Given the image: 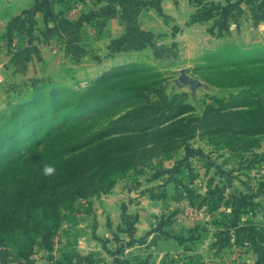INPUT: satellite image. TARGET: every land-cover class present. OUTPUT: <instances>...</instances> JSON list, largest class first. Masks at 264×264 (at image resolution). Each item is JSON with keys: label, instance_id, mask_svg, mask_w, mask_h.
Wrapping results in <instances>:
<instances>
[{"label": "trees", "instance_id": "trees-1", "mask_svg": "<svg viewBox=\"0 0 264 264\" xmlns=\"http://www.w3.org/2000/svg\"><path fill=\"white\" fill-rule=\"evenodd\" d=\"M62 2L69 11L73 1ZM256 54L219 80L240 91L212 97L200 113L185 94L168 96L157 74L138 82L144 65L134 63L113 68L84 91L67 89L60 100L45 96L38 107L33 99L0 115V248L12 250L16 264H31L34 249L54 250L78 200L109 194L119 179L171 159L197 136H216V145L232 153L255 146L264 135V54ZM124 104L118 119L92 124ZM45 163L56 165L55 176L42 175ZM92 256L88 264L103 262ZM76 258V250L64 251L60 264H82Z\"/></svg>", "mask_w": 264, "mask_h": 264}, {"label": "rangeland", "instance_id": "rangeland-1", "mask_svg": "<svg viewBox=\"0 0 264 264\" xmlns=\"http://www.w3.org/2000/svg\"><path fill=\"white\" fill-rule=\"evenodd\" d=\"M201 31L203 32L194 30L191 33H186L189 39H186L187 41L180 40L176 48H172L170 45L171 50L168 49L167 45L157 47L153 44V47L152 44H148V38L143 37V41L149 47L137 50L139 47L134 45L136 56L131 58L132 55H129L130 58L125 57L124 60H121L118 56L119 59H116L118 61L113 60V63L122 61L121 64H113L112 67L105 65V67L100 68L96 66L104 62L92 60L89 54L93 46L96 45L94 41H91L90 44L87 43L86 51L82 57L84 60H80L71 48L62 43L63 40L55 34L56 36L52 38L53 41L50 46L51 57H49L50 53L46 52L45 58L47 60L45 59L46 64L43 66V70H40L39 67L43 63L38 62V58L35 57V63L33 64L36 66L35 68L32 67V72L31 70L27 72L17 70L18 75L11 73L12 77L8 78L6 76L5 81L0 83V115L6 114L9 116L10 111L11 113L16 112V106L33 99L38 100L37 107L39 103L43 102L41 97L48 96L49 100L51 98L60 100L63 98V91L67 89L84 91L113 68L134 63L144 65L141 68L142 72L135 77L138 82L142 81L147 74L155 73L168 96L185 94L184 99L186 102L194 106L197 113H200L205 103L212 102V97L228 98L231 94L240 91V88L218 86L220 78H223L226 72L242 68L243 66L238 64L257 58L258 54L256 53L264 54V41L261 40V36L264 38V33L255 37L252 33L247 36V32L235 30L233 31V34H235L233 38H228L229 36L225 34L220 41L212 38L211 41L204 30ZM1 32L4 33L3 30ZM202 36L205 38H202ZM24 41L23 43L26 45L27 42ZM164 41L165 39L159 40V42ZM128 45L132 47L133 44ZM228 46H231L232 49L238 48L239 51H232L227 48ZM252 51L253 54L250 53ZM247 53L252 55L247 56ZM3 54L5 53H0V55ZM79 63L83 65L77 66ZM89 68L90 70H88ZM182 69H186L192 78L201 82V85L194 90L190 86H181L177 79ZM35 81L39 83H35ZM126 106L128 104L99 114L92 124L98 127L100 124L118 119L127 111ZM29 109L30 107H26L24 112ZM78 133L80 134V132ZM256 138L258 141L253 146L254 148L251 147L246 151L239 150L232 153L227 147H223L221 144L220 146L216 145L219 141L216 136H197L188 147L182 148L171 159H155L150 166L143 169V174L130 173L125 178L119 179L117 185H120L119 188H122L124 194L132 199L138 195L141 186L138 190L137 187L140 184L145 185V187L149 186L147 187V193L151 194L152 189L150 188L153 185L158 188L159 185L166 184L171 180L179 182L180 187L177 190L169 192L168 195L164 194L155 198L156 205L149 204L147 198L142 197V200L146 199V203L137 207L133 205L131 210L134 213L157 214L156 216L160 218L147 222H152L155 227L167 226L166 229L168 230L169 225L176 222L180 223L181 228L191 226L192 229H197V237L192 239L191 243H199L201 237L209 235L214 229H222L223 227L232 229L229 220L233 219L234 221L238 214V218H242L241 223H250L251 218H247V221L243 218L249 215L253 208H256V211L260 210V206L254 203L260 197H263V209L261 211L264 212V135ZM128 188L131 190H128ZM178 190H181V194L178 193ZM230 190H232V193ZM113 193H115V188L109 194L78 200L75 205L73 221L65 223L58 232L54 250L47 252L37 248L34 249L31 264H60L64 251L75 252L80 232H78L79 229L76 228V224L78 220L82 219L81 210L91 205L90 200H96L97 203L104 196ZM131 202L132 204L135 203ZM141 207L148 213L142 211L143 208ZM237 210L239 213H237ZM145 221H141V226L136 228L143 230ZM128 224L130 228L137 224V221L130 220ZM151 228L153 227L150 226L144 229L138 234L137 238L142 239V236ZM261 231L263 232V228ZM233 236L232 231L227 232L226 229H223L218 235H212L213 242L221 241L220 249H212L207 254L202 253L203 255L188 252L178 253L174 250L166 253L164 258L168 257L167 260L170 264H252L249 262L248 245L238 239L235 241ZM130 248L127 251L129 255H127V258L121 259L122 262L124 264H145L146 261L141 259V254L132 251ZM144 249L149 250L148 247ZM144 249L140 253L146 251ZM214 252L218 254L215 255ZM90 256L94 258V261L99 260L94 253H91L88 257ZM14 258L15 255L12 250L0 248V264H16ZM163 259L158 264H161ZM109 263L116 264L117 262L111 259ZM153 263L155 264V261ZM85 264H88L87 260Z\"/></svg>", "mask_w": 264, "mask_h": 264}, {"label": "crops", "instance_id": "crops-1", "mask_svg": "<svg viewBox=\"0 0 264 264\" xmlns=\"http://www.w3.org/2000/svg\"><path fill=\"white\" fill-rule=\"evenodd\" d=\"M86 24L97 27L96 36L92 35ZM0 29L9 37L19 34L27 42L17 51L0 55L4 82L6 76L10 78L12 74L18 75L17 70L27 72L32 67L35 68V57L38 62L43 63L39 66L43 70L47 60L46 52L51 57L50 46L55 34L80 60H84L82 57L87 45L94 41L97 46H93L89 54L92 60L104 62L96 66L99 68L121 64L122 61L113 63V60H124L125 57L130 58L129 55L133 58L136 56L134 45L139 47L137 50L149 47L148 44L157 47L167 45L171 50L170 45L176 48L180 40L189 39L186 33L194 30H204L210 40L212 38L217 41L225 34L228 38H233L235 30L247 32V36L250 33L255 37L260 36L264 33V0H89L84 3L81 13L67 11L62 0H0ZM143 37L148 38V44L143 41ZM160 39L165 41L159 42ZM261 40L264 41L262 36ZM128 44H133V48ZM82 65L79 63L77 66ZM178 184L176 180H171L158 188L153 185L150 188L151 194L147 193L149 186L140 184L137 187L138 190L141 186L138 195L132 199L117 185L115 193L101 198L97 202L99 204L96 200H90L91 205L81 210L82 219L76 224L78 232L80 231L75 246L76 261L85 264L88 256L94 253L103 261L101 264H110L111 259L116 264H124L121 259L127 258V251L132 246L134 247L130 249L141 254L145 264H149V261L158 264L166 253L174 250L178 253L203 255L202 253L207 254L212 249H220L221 241L213 242L212 235H218L221 230L226 229L227 232L232 231V236L235 234V241L238 239L248 245L250 263L264 264V212L261 211L263 197L254 201L260 206V210L253 208L243 218L245 221L251 218L250 223H241L242 218H238V214L232 222V229H214L209 235L201 237L199 243L194 242L195 246L191 241L197 237V229H192L191 226L181 228L177 222L169 225L168 230L167 226L155 227L152 222H147L160 218L157 214L134 213L131 210L133 205L137 207L146 203V199L142 200V197L147 198L149 204L156 205L155 198L177 190L180 187ZM178 193L181 194V190ZM131 201L135 203L132 204ZM142 211L146 210L143 208ZM130 220L137 221V224L129 228ZM143 220H146L143 230L150 226L153 228L139 240L137 236L143 230L136 227L141 226ZM145 247L149 250L144 249ZM143 249L146 253H140Z\"/></svg>", "mask_w": 264, "mask_h": 264}, {"label": "built area", "instance_id": "built-area-1", "mask_svg": "<svg viewBox=\"0 0 264 264\" xmlns=\"http://www.w3.org/2000/svg\"><path fill=\"white\" fill-rule=\"evenodd\" d=\"M73 4L71 5L70 12L71 13H81L84 10V3L89 0H72ZM88 26V24H86ZM88 29L92 33V35H96L98 33V29L93 24L88 26ZM24 38L21 35H15L13 37H8L5 33L1 32L0 29V53H9L10 51H17L23 44ZM3 65L0 63V83L3 82Z\"/></svg>", "mask_w": 264, "mask_h": 264}, {"label": "water", "instance_id": "water-1", "mask_svg": "<svg viewBox=\"0 0 264 264\" xmlns=\"http://www.w3.org/2000/svg\"><path fill=\"white\" fill-rule=\"evenodd\" d=\"M177 82L181 86H190L193 90L196 89L198 86L201 85V82L197 79L192 78L188 73L186 69H182L180 71V76L177 79Z\"/></svg>", "mask_w": 264, "mask_h": 264}, {"label": "clouds", "instance_id": "clouds-1", "mask_svg": "<svg viewBox=\"0 0 264 264\" xmlns=\"http://www.w3.org/2000/svg\"><path fill=\"white\" fill-rule=\"evenodd\" d=\"M41 173L45 177H53L57 173V168L54 163H45L41 169Z\"/></svg>", "mask_w": 264, "mask_h": 264}]
</instances>
